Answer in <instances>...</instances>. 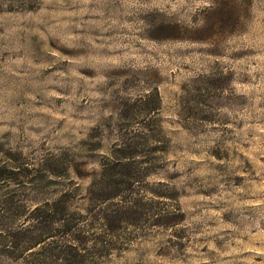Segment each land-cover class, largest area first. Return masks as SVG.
<instances>
[{
	"label": "rangeland",
	"instance_id": "1",
	"mask_svg": "<svg viewBox=\"0 0 264 264\" xmlns=\"http://www.w3.org/2000/svg\"><path fill=\"white\" fill-rule=\"evenodd\" d=\"M0 264H264V0H0Z\"/></svg>",
	"mask_w": 264,
	"mask_h": 264
},
{
	"label": "trees",
	"instance_id": "2",
	"mask_svg": "<svg viewBox=\"0 0 264 264\" xmlns=\"http://www.w3.org/2000/svg\"><path fill=\"white\" fill-rule=\"evenodd\" d=\"M138 145L134 142H130L128 139H119L117 143L113 146L110 158L112 159L109 164H103L101 167V171L99 174L100 183L97 184L98 189L95 187L90 188V196L92 202H98V204L102 205L103 203L112 202L115 199H122L125 193H128L129 196H125L126 201L125 204L129 202L130 196L134 195L136 192L134 190V183L138 181V177L134 175V163L133 160L137 155L136 150ZM131 152L129 155L128 152ZM44 163V161L42 162ZM52 176H57L55 173ZM135 176V177H134ZM110 183V185H108ZM157 197L165 198L169 195H160L156 193ZM97 196V197H96ZM64 195L62 196V198ZM105 212L104 220L111 222L114 228H121L122 226V218L126 216H131L130 218H138L139 211L137 207H133V209L127 210L124 206L123 209H114L111 207L106 208V206L102 207ZM111 208V209H110ZM66 224L63 225L62 234L69 235L74 232L77 227H73L71 225V220L64 215ZM117 224V225H116ZM116 225V226H115ZM113 228V229H114Z\"/></svg>",
	"mask_w": 264,
	"mask_h": 264
}]
</instances>
